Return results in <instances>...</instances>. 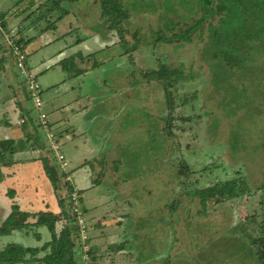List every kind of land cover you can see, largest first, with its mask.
<instances>
[{
    "label": "rangeland",
    "instance_id": "1",
    "mask_svg": "<svg viewBox=\"0 0 264 264\" xmlns=\"http://www.w3.org/2000/svg\"><path fill=\"white\" fill-rule=\"evenodd\" d=\"M53 1L0 0V11L5 12L7 9V14H15L24 11L29 2L33 4V10L48 2L50 6ZM181 2L116 0L113 3L110 0H79L73 5L61 4L71 12L72 17L68 16L66 21L61 22L58 35L62 36L69 27L75 30L64 34L62 38L70 36L86 40L91 33L82 29L80 23L89 19L90 24L105 23L106 27L107 17L113 12L127 9L129 14L128 19H120L123 39H120L116 30H108L105 36L97 34L87 40L85 45L88 50L91 48L89 43L96 38L98 41L93 49L95 51L89 53L94 55L91 58L89 56L91 62L87 63L86 71L89 74L83 81H74L77 86L82 83V90L86 97L90 96L92 104L106 99L102 105L107 112L105 118L95 123L93 130H106L109 127L107 116L110 115L116 117V125L111 126L106 134L111 136L114 129L119 134L108 144L110 149L115 150L103 157V169L97 170L101 172L99 189L89 190L91 199L87 204L83 203L84 206L78 203L79 199L76 201L75 207L80 205L77 210L81 208L83 214L80 219L85 230L83 234L80 232L81 251L77 264H95L89 255L90 237L91 245L99 248L96 264L113 260L114 263L109 264H140L139 247L141 255L150 264H254L249 248L241 250L240 240L233 242L228 238L235 237L249 243L246 235H252L253 238L259 236L260 233L255 230L261 229L264 222V116L261 117L262 126L259 129L246 124L239 126L238 130L231 126L234 119L224 116L223 110L218 106V95L222 93L217 92L211 77L213 60L203 53L209 43L206 28L208 24L203 25L202 32H195L189 43L168 42L171 36L186 31L201 18V14L187 10L188 7L193 8L192 3L180 7ZM173 6L174 10H170ZM47 9L45 7L42 13ZM161 15L167 21L180 22L181 28L170 35L166 34L167 40L159 45L154 44V41L155 32L160 30ZM36 20L33 17L30 23L35 24ZM213 23L216 24V21L213 20ZM98 31L94 30L93 33ZM6 34L9 32L0 26L1 45L6 41ZM43 34L53 36L48 32ZM46 36L43 40H46ZM68 42L71 44L73 41L68 39ZM99 42L107 43L99 45ZM36 45L45 50L57 48L54 45ZM2 50H7V47L0 48V55L3 54ZM108 62H113V67L110 70L103 69L102 65ZM94 64L98 66L94 67ZM162 72L174 84L169 94L175 103L173 108L177 130L170 134L168 141L166 137L157 136L161 128L157 113L163 111L168 95L163 92L166 85L157 77V73ZM143 73L152 75V79H147ZM24 74L19 73L17 76L19 82L28 84L35 80L28 70ZM6 83L0 78V103L3 108L9 104L11 95L5 88ZM85 106L90 108V105ZM97 108L101 109L95 106L94 111ZM186 118H192V121L183 123L181 120ZM45 121L41 131L45 141L40 139L42 145L32 152L31 161L46 157L52 165L56 162L67 172L70 170L69 165L66 163L68 167H63L58 161L62 151L58 140L54 139L57 137L56 131L49 125L47 116ZM39 126H42L41 120ZM32 129L34 131V126ZM137 137L141 138V146L137 144L133 147ZM38 162L34 163L40 168V161ZM183 163L192 174L189 179L176 175ZM2 173L3 176L8 174L4 169ZM22 176L30 177L31 173L27 171ZM66 181L69 182V179L66 178ZM5 182L0 179V224L14 205L28 214L42 212L33 204L26 206L21 203V207L16 201H9L6 198L9 194ZM227 182H235V187L242 184L243 194L223 205L216 204L212 199L202 202L199 198V193L205 189L214 187L216 183ZM45 188L49 189L50 186L45 185ZM17 193L25 194L20 188H17ZM48 202L51 203V200ZM52 204L58 207L56 200L51 203L54 207ZM45 210L44 213L51 212L50 209ZM105 215L107 221L97 229V222L92 223V219ZM126 215L131 216L136 226L128 225L124 230ZM139 215L143 218L138 219ZM162 220L167 221L168 225H162ZM126 231L132 232V238H129L130 233L126 234L130 247L121 253L108 252V245L119 244L120 236L123 237V232ZM9 237L7 242L12 241L13 237ZM4 240L1 238L0 244ZM21 244L29 245L26 241H21ZM122 254H129L127 261L117 260ZM25 260L29 258L26 257Z\"/></svg>",
    "mask_w": 264,
    "mask_h": 264
},
{
    "label": "trees",
    "instance_id": "2",
    "mask_svg": "<svg viewBox=\"0 0 264 264\" xmlns=\"http://www.w3.org/2000/svg\"><path fill=\"white\" fill-rule=\"evenodd\" d=\"M78 1L54 0L50 6L49 2L46 3L48 4L46 7L54 6L56 12L63 18L66 16L64 12L66 10L61 8L62 2L76 4ZM110 1L116 2V0ZM191 3L194 5L193 8L188 7L187 10L192 13L194 11L197 15L201 14L200 20L193 23L186 31L171 36L168 42L189 43L190 37L197 31L202 32L203 25L208 24L206 28L209 43L203 53L211 61L213 60L211 77L217 92L222 93L218 95V106L221 107L226 118L234 119V124L231 125L234 126L233 129L238 130L239 126L246 124L259 129L262 126L260 125L261 117L264 116V0H184L179 5L184 7V5L189 6ZM134 7L136 8L137 4ZM170 8V10H174V6ZM128 18L127 9L113 12L107 17L109 30H116L120 39H123L122 21L120 19ZM160 18L161 26L160 30L155 32L154 44L162 45L167 40L166 34L170 35L174 30H179L181 23L167 21L163 15ZM1 20L0 26L6 29L5 25H2V15L0 16ZM213 20L216 21V24L213 23ZM2 47L3 44H0V48ZM119 47L121 46L119 45ZM64 64L65 70L69 72V78L75 77L69 71L68 62ZM165 70L167 71V69ZM143 74L147 79L153 77L152 75L147 76L146 73ZM157 75L166 85L163 92L168 94L163 105V111L157 113L158 121L161 124L157 136L166 137L168 141L170 134L177 130L175 126L177 122L174 118L175 109L173 108L175 103L169 94L170 88L174 84L172 80L166 78L165 72L157 73ZM21 86L27 87L24 81L21 82ZM28 96L30 99L29 92ZM191 119L186 118L181 121L188 123L192 121ZM39 128L42 131V127L39 126ZM237 135L241 136L240 134ZM34 144L30 147V153L41 146L37 142ZM15 151L16 149L12 148V142H0L2 167L9 166L10 163H4L3 160L7 155L14 154ZM238 152L239 149L235 151V156ZM41 162L46 178L53 189L59 213L56 215L51 212L28 214L21 212L17 205L12 206L10 214L0 224V239H5V242L0 244V264L78 263L81 251L79 240L81 228L78 219L83 214L81 208L77 210L80 205H77V208L75 205L77 199H79L78 203L82 204L81 194L66 181L67 177L63 170L54 164L52 165L48 159H42ZM2 170L3 168L0 167V179L7 181L8 175L3 176ZM190 174V169L183 163L176 175L188 178ZM241 187L242 184L235 187V182L216 183L214 187L200 192L199 198L202 202L212 199L215 200L216 204L223 205L229 200L240 197L244 192ZM8 194L13 198V190L8 188ZM163 221L162 225H168L167 221H164L165 223ZM255 232L260 233L255 238L252 235H246L249 243L235 237L228 239L233 240V242L240 240L242 245L239 244V248L241 250H244L245 247L249 248L254 264H264V222L261 229H257ZM9 236L13 237L12 241L7 242ZM29 239L31 240L28 241ZM21 241H26L29 245H22ZM89 246V255L92 256L90 243ZM26 257L29 260H25ZM92 261H95L93 256Z\"/></svg>",
    "mask_w": 264,
    "mask_h": 264
},
{
    "label": "crops",
    "instance_id": "3",
    "mask_svg": "<svg viewBox=\"0 0 264 264\" xmlns=\"http://www.w3.org/2000/svg\"><path fill=\"white\" fill-rule=\"evenodd\" d=\"M30 3L31 2L26 5L27 8L24 11L15 14H7L6 9L5 12L0 11V16H3L4 25L10 34H8L10 38L22 47L25 54L26 68L32 77H34L35 81L39 83L38 85L41 89L40 99L43 106L40 109L33 106L32 100L31 98L29 99L28 96L29 91H27L25 86H21V82L17 79L19 74L15 62L13 60H4L1 65L0 78H3L4 83L8 82L5 84V88L11 92V95L9 104H7L6 108H3L0 103V142H12V148H15L16 151L12 155H7L3 160L4 163H10L9 166L7 165V167L1 168L8 173V179L5 182L6 190L9 188L14 192L12 199L7 195L6 198H8L9 201H16L20 206L21 203L26 206L27 204H29L28 206L33 204L42 212L47 208L56 215L57 212L59 213V208L54 204H52L54 207L51 206V203L55 200V196L46 178L41 162L42 159L47 160L48 158H39L38 160L40 161L41 167L38 168L36 166L37 164L34 163H39L38 160L35 158L34 162L31 161L32 158L30 155H32V153H30V147L34 146L36 142L42 145L40 139L45 141L39 124L40 116H47L49 125L57 134V137L54 139L56 141L58 140V145L61 147L64 161L69 165V167H67L70 168L67 172H63L66 174L69 183L73 185L74 189L80 192L82 205L84 206V204H87L91 199L89 190L99 189L101 172H97V170L101 171L103 169V157L111 154L115 150L114 148H109V141L119 136L116 129L111 133V136L106 134L111 126L116 125V117L108 115L107 124L109 127H107L106 130L103 129L95 132L93 130V128L95 129V123L104 120L107 113L106 110L102 108L106 99L104 98L102 101L99 100L95 105L92 104V101L89 99L90 96L86 97L82 90V83L80 82V85L77 86V83L74 81L76 79L83 81L87 77V74H89V72L86 71L88 66L87 63L90 64L91 62L89 56L90 58L94 56L89 53L95 51L93 49L95 45L98 44V41L96 38L95 41L89 43L91 48L88 50L85 45L87 40L96 37L97 34L105 36L108 34L109 29L108 25L104 27L105 23L102 25H97L95 22L90 24L89 19H87L79 24L82 29H86L91 33L86 40L81 37L73 39L70 36L62 38L64 34L73 33L75 31L73 27H69L64 31L62 36L58 35L61 22L66 21L68 16L72 17L70 15L71 12L67 10L64 11L66 16L62 18L59 13L56 12L54 6L49 7L45 10V13H42V10L47 6L46 3L42 7L33 10V4ZM64 3L68 2H62V4ZM61 8L65 10L64 6ZM33 17L37 19L35 24L30 23ZM73 19L75 20V18ZM100 21L102 22V20ZM75 22L77 23L76 20ZM82 25H84V27ZM103 28L104 30H102ZM72 30L73 32H70ZM94 30L99 31L93 33ZM45 32L49 34L52 33L53 36L47 37L46 34H43ZM44 36H46V40H43ZM68 39L73 42L69 44ZM36 43L48 47L54 45L57 46V48L45 50L36 45ZM106 43L107 42H99V45ZM60 44L62 45L60 46ZM75 47H77V49H74ZM6 53L7 52L4 51L1 56L4 57ZM67 62L69 64L70 73L75 77L69 78V72L64 68V63ZM96 66L98 65L94 64V67ZM112 67L113 62L102 65V68L107 70H110ZM44 90L46 91L45 94ZM5 96H7V94H5ZM85 104L90 105V108L89 106H85ZM95 106L101 107V109L97 108V110L94 111ZM88 125H90V128H87ZM33 126L34 131L32 129ZM140 139L141 138L138 137L136 138L133 147L137 144L141 146L142 141ZM66 150L68 151L66 152ZM48 154L50 155V153ZM54 165L64 170L60 165H57L56 162ZM29 166L33 167L30 168ZM27 171L31 173V176L23 177L22 174ZM45 185L50 186L51 189L45 188ZM17 188L23 189L25 194H18ZM85 196L86 202H84ZM50 200L51 203L48 202ZM21 207H23V205ZM141 218L143 217L139 215L138 219ZM125 220H127V223L124 230H126V226L128 225H132L133 227L136 226V222L131 216L126 215ZM106 221V215L100 216L97 219H92V223L97 222L95 226L97 229ZM134 232H136V230H134ZM128 233L131 234L129 238L133 237L132 232H123V237L120 236L119 238V244L112 243L108 245V252H125V250L130 247V241L128 242V238H126V234ZM91 241L92 238L90 237V244ZM91 247L92 256L95 260L93 262L96 264V256L99 248L93 245H91ZM139 249L140 255L138 258L142 261L140 264H150L149 260L141 255V247L138 248V253ZM122 255L123 256L119 255L117 260L122 262L127 261L126 259L129 254ZM114 261L115 260L104 261L103 264H109L110 262L114 263Z\"/></svg>",
    "mask_w": 264,
    "mask_h": 264
},
{
    "label": "built area",
    "instance_id": "4",
    "mask_svg": "<svg viewBox=\"0 0 264 264\" xmlns=\"http://www.w3.org/2000/svg\"><path fill=\"white\" fill-rule=\"evenodd\" d=\"M0 25H1V21H0ZM3 47H7V50H5L7 53L4 57H2L0 55V68H1V65H2L4 60H9V61L13 60L15 62L18 74L21 73L22 75H25L24 72L27 69H26V65H25V54L22 50V47L20 45H18L17 43H15L10 38L9 35L6 36V41L3 42ZM3 52H4V50H3ZM26 85H27V89L29 91V95H30V98L32 100L33 106L37 109H40L43 106V104H42V101L40 99L41 89H40L39 85L35 82V80L29 81L28 84H26ZM40 120H41V124H42V128H43V124H44V122H46L45 121V115L40 116ZM60 156L61 157H58V161L60 162V164H62L63 167H67L63 156L62 155H60ZM79 225L81 228V234L85 233V230L81 226L82 225L81 219L79 220ZM84 240H85V237H84ZM84 240H82L83 243H84ZM85 248L86 247L83 244V249L85 250Z\"/></svg>",
    "mask_w": 264,
    "mask_h": 264
},
{
    "label": "clouds",
    "instance_id": "5",
    "mask_svg": "<svg viewBox=\"0 0 264 264\" xmlns=\"http://www.w3.org/2000/svg\"><path fill=\"white\" fill-rule=\"evenodd\" d=\"M2 21V20H1ZM16 43V42H15ZM27 86V85H26Z\"/></svg>",
    "mask_w": 264,
    "mask_h": 264
}]
</instances>
